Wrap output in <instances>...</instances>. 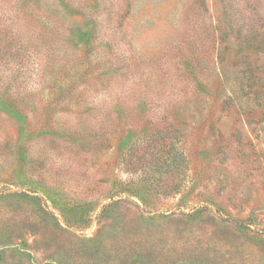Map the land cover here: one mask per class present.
I'll return each instance as SVG.
<instances>
[{
	"label": "rangeland",
	"instance_id": "rangeland-1",
	"mask_svg": "<svg viewBox=\"0 0 264 264\" xmlns=\"http://www.w3.org/2000/svg\"><path fill=\"white\" fill-rule=\"evenodd\" d=\"M25 1L0 264H264V0Z\"/></svg>",
	"mask_w": 264,
	"mask_h": 264
},
{
	"label": "trees",
	"instance_id": "trees-1",
	"mask_svg": "<svg viewBox=\"0 0 264 264\" xmlns=\"http://www.w3.org/2000/svg\"><path fill=\"white\" fill-rule=\"evenodd\" d=\"M18 2H19V6H18L19 9L22 8V6H24L23 4H26V1H25V0H18ZM4 6H5V5H3L2 3H0V46L3 45V44H5L6 41L8 40V38H9V35H8V26H5V25H4V20H5V19L10 20V18H11L13 22L15 21L14 16H11L10 18H7V16H5L4 11H5V13H6L8 7L5 6V8H4L5 10L3 11L2 8H3ZM18 29H20V28H18ZM4 54H5V55H9V53H7V52L4 53V52L0 49V59L2 58V56H3ZM17 80H18V79H16V81H17ZM8 99H9V98H8ZM9 101H12V102H15V103L18 102L17 99H14V100L10 99Z\"/></svg>",
	"mask_w": 264,
	"mask_h": 264
}]
</instances>
